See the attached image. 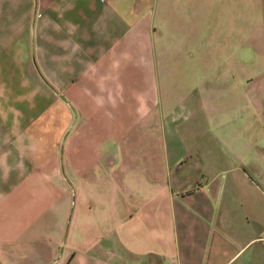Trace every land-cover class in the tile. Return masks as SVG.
Returning <instances> with one entry per match:
<instances>
[{
    "label": "crops",
    "instance_id": "obj_1",
    "mask_svg": "<svg viewBox=\"0 0 264 264\" xmlns=\"http://www.w3.org/2000/svg\"><path fill=\"white\" fill-rule=\"evenodd\" d=\"M204 5L0 0V264H264V0Z\"/></svg>",
    "mask_w": 264,
    "mask_h": 264
},
{
    "label": "rangeland",
    "instance_id": "obj_2",
    "mask_svg": "<svg viewBox=\"0 0 264 264\" xmlns=\"http://www.w3.org/2000/svg\"><path fill=\"white\" fill-rule=\"evenodd\" d=\"M204 1V19L202 24L205 22L207 32L213 31L217 27H221L223 32L232 29L238 35V46H245L246 41L249 42V0ZM239 55L244 56L242 54Z\"/></svg>",
    "mask_w": 264,
    "mask_h": 264
}]
</instances>
